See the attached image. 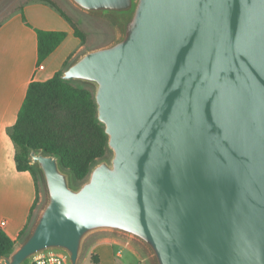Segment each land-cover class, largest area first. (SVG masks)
<instances>
[{
    "label": "water",
    "instance_id": "95a60500",
    "mask_svg": "<svg viewBox=\"0 0 264 264\" xmlns=\"http://www.w3.org/2000/svg\"><path fill=\"white\" fill-rule=\"evenodd\" d=\"M69 1L115 32L62 72L94 86L112 157L74 187L31 148L47 201L0 264H79L104 232L152 264H264V0Z\"/></svg>",
    "mask_w": 264,
    "mask_h": 264
},
{
    "label": "crops",
    "instance_id": "0c3cea01",
    "mask_svg": "<svg viewBox=\"0 0 264 264\" xmlns=\"http://www.w3.org/2000/svg\"><path fill=\"white\" fill-rule=\"evenodd\" d=\"M54 4L50 0H28L0 24V222L6 221L1 228L14 240L29 222L37 185L31 171L18 170L16 146L9 130L17 122L30 82L52 77L82 48L81 43L76 50H67L75 36L74 28L60 6ZM37 29L68 33L41 64ZM57 60L59 65H54ZM94 236L89 251L98 256L97 264H142L137 251L130 248L131 239L113 233Z\"/></svg>",
    "mask_w": 264,
    "mask_h": 264
},
{
    "label": "trees",
    "instance_id": "16d2710c",
    "mask_svg": "<svg viewBox=\"0 0 264 264\" xmlns=\"http://www.w3.org/2000/svg\"><path fill=\"white\" fill-rule=\"evenodd\" d=\"M63 14L72 23L75 36L85 43L86 34ZM67 36L68 33L62 30L37 29L39 64ZM68 60L65 66L70 65ZM62 72L61 69L46 80L30 82L17 122L9 130L16 146L18 170L31 171L37 185L31 217L18 239L26 235L40 202L39 171L31 163V148L59 156L63 168L69 170L73 180L80 184L87 179L94 164L105 159L110 152L105 126L98 119L94 89L87 84L63 79ZM17 243L0 227V263L13 252ZM92 258L96 264L99 262L96 254Z\"/></svg>",
    "mask_w": 264,
    "mask_h": 264
},
{
    "label": "rangeland",
    "instance_id": "374dc122",
    "mask_svg": "<svg viewBox=\"0 0 264 264\" xmlns=\"http://www.w3.org/2000/svg\"><path fill=\"white\" fill-rule=\"evenodd\" d=\"M26 1L28 0H0V23L3 22L5 19H7L17 9H19L20 6H22V4ZM50 1L60 6L62 11L65 12V14L72 20V22L76 24L86 34L85 43H82L81 39L77 36H72V39H70L67 50L68 49L76 50L82 43L81 44L82 48L74 56L72 55L69 56L68 61L70 64L74 62L86 50L99 47L111 41L115 37V32L112 30V28L110 27L109 23L106 21L105 18H101V17H97V16L90 15L88 13H85L79 10L78 8L74 7L69 0H50ZM69 23L71 24V27H73L70 21ZM59 62L60 60H57V62L54 65H59ZM68 66H65V63H64L62 70L64 71ZM73 81L76 83L85 84L80 81H75V80ZM87 85H90L94 89V86L92 84H87ZM111 157H112V151L110 150L108 156L105 159L110 160ZM35 166L38 168L37 165ZM38 171H39V186H40V202L35 210L34 216L32 217V221L30 223V227L27 233L29 232L31 226L34 224L41 208L47 201V192H46V187L44 184L43 175L39 168H38ZM71 183L74 187H78L80 185V183H76L73 180V176H72ZM104 234H111V233L104 232ZM24 237L22 239L17 240L18 243L16 247L24 239ZM93 240H94L93 236L87 239L84 249H83V253L79 260V264H96L95 260L92 258V255L94 253L90 254L91 251H89ZM130 246H129L130 248L135 249L138 255H140L142 264H152L151 260H149L150 258L148 257V254L138 243L132 240V242H130ZM137 263L139 262L137 261Z\"/></svg>",
    "mask_w": 264,
    "mask_h": 264
},
{
    "label": "built area",
    "instance_id": "2783aa9c",
    "mask_svg": "<svg viewBox=\"0 0 264 264\" xmlns=\"http://www.w3.org/2000/svg\"><path fill=\"white\" fill-rule=\"evenodd\" d=\"M40 68L43 69L44 65H40ZM5 224V220L1 221L0 227ZM26 264H71V262L66 252L61 250H49L34 256Z\"/></svg>",
    "mask_w": 264,
    "mask_h": 264
}]
</instances>
